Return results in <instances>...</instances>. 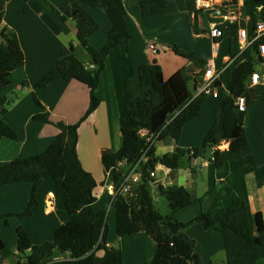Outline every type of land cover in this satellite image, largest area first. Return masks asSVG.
I'll return each instance as SVG.
<instances>
[{"label":"trees","instance_id":"obj_1","mask_svg":"<svg viewBox=\"0 0 264 264\" xmlns=\"http://www.w3.org/2000/svg\"><path fill=\"white\" fill-rule=\"evenodd\" d=\"M24 1V9L27 11L33 0ZM185 2L190 15H197L201 11L197 8V0ZM82 3L102 8L110 19L111 29L106 44L100 50L90 44L89 38L100 28V24L83 4L66 0L57 12L63 21L70 18L75 20V39L62 46L56 66L37 86L45 88L58 79L78 81L90 89L89 108L76 123L55 120L34 93L35 102L42 108L40 113L33 116L34 119L55 125L58 133L44 152L16 158L0 165V186L18 182L32 184L26 208L17 214H0V217L15 215L24 219L33 215L39 206L38 188L44 179L49 178L55 183L57 201L65 206L70 218L55 230L53 240L38 244L33 243L26 229L19 225L16 229L15 251L9 248L0 236V251L5 256H18V260L13 264H125L121 247L106 244L108 210L106 207L100 212L94 210L98 201L96 191L102 185L100 186L95 176L83 167L78 155V141L81 123L100 103L95 91L100 82V74L105 68L106 58L122 39L129 38L127 10L123 0H82ZM237 3L238 0H230L227 5ZM245 5L251 7L254 24L264 17V0H245ZM140 8L144 16L163 15L168 12V1L141 0ZM3 15L1 6L0 23ZM244 25V22L239 21L224 22L220 25L223 31L221 39H231V53L236 57L235 66L227 81L226 90L220 91L221 105L215 109L214 124L208 130L202 148H178L173 154L156 155V143L167 136L178 141L186 123L199 115L205 103L206 94L195 96L193 93L192 83L198 81L194 76H186L183 70H178L166 78L162 66L154 60L142 65L138 74L132 72L125 81V101L120 116L123 144L117 151L103 150L101 161L105 175L111 174L112 179L117 182L131 170L144 153L148 157L147 161L141 164V181L131 193L120 194L113 202L116 231L119 236L143 231L151 237L154 253L144 264H202L200 255L195 250V241L189 236L185 237L186 228L198 220L202 221L206 228L221 233L227 264H258L260 259H264L263 214L258 211L255 218L250 220L243 197L233 199L217 223L209 220L205 213L186 223L172 218L178 211L194 202L200 203L207 197H213L211 209L215 208L220 200L232 195V188L228 184L222 182L220 188L214 184L197 201L193 200L192 193L185 186L159 185L158 192L165 196L169 203L171 212L168 216L162 215L156 209L151 191L153 178L150 177V171H155L157 164L176 170L190 165L194 159L203 157L212 150L210 161L215 168L220 169L230 161L252 155L245 127L248 110L240 111L236 100L244 95L250 109L264 101V87L249 86L251 75L257 71L255 62H262V58L257 56L258 44L238 52V30ZM253 29L252 27L250 31ZM1 37L0 93L11 85L12 73L25 63L24 51L17 33L5 26ZM261 41H264V38ZM78 44L86 50L94 67H88L77 56ZM174 51L202 68L205 66V60H199L195 53L185 52L177 47H174ZM25 84L27 82H24ZM219 85L221 81L218 82ZM0 102L6 103L7 99L0 95ZM143 130L147 133L143 134ZM151 135L153 138L158 135L154 143L149 140ZM2 138L16 140L18 136L7 122L0 120V141ZM224 143H229L227 149L220 148ZM122 163H125L123 167ZM56 252L68 253L69 257L56 259Z\"/></svg>","mask_w":264,"mask_h":264},{"label":"crops","instance_id":"obj_2","mask_svg":"<svg viewBox=\"0 0 264 264\" xmlns=\"http://www.w3.org/2000/svg\"><path fill=\"white\" fill-rule=\"evenodd\" d=\"M65 1L33 0L30 9L25 11L24 0H0V7L4 10L0 26H6L17 33L25 55L24 66L12 73L11 85L0 93L7 99L6 103L0 102V120L7 122L18 136L16 140L1 139L0 165L44 152L58 133L55 125L34 119L33 116L42 111L33 98L34 93L55 120L76 123L89 108L90 89L78 81L58 79L45 88L37 86L56 66L62 46L75 39V20L70 18L63 21L57 12ZM75 1L83 4L82 0ZM123 1L127 10L129 38L122 39L106 58L105 68L100 74V82L95 91L100 103L79 127L78 155L83 167L102 185L96 191L98 201L94 210L100 212L105 207L108 210L106 244L121 247L125 264H144L153 256L154 243L143 231L125 236L117 234L115 211L110 205L111 196L107 192V185L113 179L111 174L105 175L101 161L103 150L117 151L123 144L120 116L125 101V81L132 72L138 74L142 65L154 60L162 66L166 78L183 70L186 76H194L202 81L206 63L212 60L216 68L223 69L220 91H225L235 63L231 60L232 43L229 37L219 40V50L216 54L213 53L209 28L210 23L216 19L215 8L223 6L230 10L249 30L254 23L252 24L253 19L245 0L229 5L227 2L230 0H197V8L201 10L197 15L189 14L185 0H167L168 12L153 16L142 14L141 0ZM83 5L100 24V28L89 38L90 44L100 50L107 42L111 21L102 8ZM150 41L156 44L158 52L148 49ZM78 46L79 44L77 49ZM174 47L195 53L199 60H205V66L202 68L178 55ZM81 60L88 67H94L88 54ZM24 82L27 84L24 85ZM219 99L221 98L206 96L199 115L186 123L181 138L176 141L167 136L158 141L156 155L173 154L178 148H200L214 124L215 109L221 105V101H217ZM245 127L249 143L257 148V151L252 150L251 156L230 161L220 169L215 168L210 161L212 150L207 155L194 159L190 165L176 170L157 164L153 181L158 186H185L196 201L214 184L220 188L225 183L232 188V195L220 200L215 208L211 209L213 197H207L200 203L194 202L178 211L172 218L186 223L205 213L209 220L217 223L232 200L238 197L245 199L250 220L255 218L258 211L262 212L264 218V101L248 109ZM220 147L227 149L229 143ZM154 188L158 192L155 186ZM31 189L32 184L28 182L0 186V214L22 212L30 200ZM55 192L54 181L46 178L38 188L39 206L33 215L24 219L15 215L0 217V236L9 248L14 251L17 248L16 229L19 225L26 229L32 242L38 244L53 240L55 230L68 222L69 213L57 201ZM185 234L195 241V250L200 255L202 264H227L221 233L206 228L198 220L186 228ZM55 256L56 259H65L69 254L56 252ZM17 260L18 256H5L0 251L1 264H13ZM258 264H264V259H260Z\"/></svg>","mask_w":264,"mask_h":264},{"label":"built area","instance_id":"obj_3","mask_svg":"<svg viewBox=\"0 0 264 264\" xmlns=\"http://www.w3.org/2000/svg\"><path fill=\"white\" fill-rule=\"evenodd\" d=\"M215 17L209 28V36L212 39V50L216 54L219 50V40L223 36V31L220 25L224 22H235L238 21V17L234 15L230 10L225 9L223 6L215 8ZM253 31L251 32L247 26H241L238 30V42L239 48L238 52L241 53L245 49L251 47L254 44H258V55L260 58H264V41H261L264 38V17L260 18L253 26ZM148 49L152 52H158L156 44L153 41L148 42ZM236 57L232 56L231 60L235 62ZM223 69L216 68L213 61L209 60L205 70L203 71V80L202 81H193V93L195 96L199 94H206L207 96H213L214 98L220 97L221 85L218 86V82L221 81ZM250 87H264V76L257 71L254 72L249 81ZM236 105L240 111H247V99L244 95L239 96L236 100ZM143 134H146L147 131L143 130ZM158 135L153 138V135L150 137V142L154 143ZM153 138V139H152ZM152 139V140H151ZM151 143V144H152ZM147 156L144 153L141 158L133 165L131 170L121 176V178L115 182L112 180L107 185V192L111 196V207L114 205V200L120 194L131 193L135 186L141 181V164L147 161ZM125 163L121 164L123 167ZM156 176L155 171H150V177L154 178ZM152 186L158 188L156 182L151 183Z\"/></svg>","mask_w":264,"mask_h":264},{"label":"rangeland","instance_id":"obj_4","mask_svg":"<svg viewBox=\"0 0 264 264\" xmlns=\"http://www.w3.org/2000/svg\"><path fill=\"white\" fill-rule=\"evenodd\" d=\"M248 7V10H249V12H250V10H251V7L250 6H247ZM243 12H245L244 10H243ZM252 24H253V21H252ZM4 28V27H3ZM1 26H0V41H1V39H2V37H1V31H2V29H3ZM207 49H208V47H207ZM76 54H77V56L80 58V59H84L85 58V56L87 55V53L85 52V50L79 45L78 46V49H77V51H76ZM263 63H264V59H263ZM262 62H260V61H256L255 62V69L261 74V76H264V64H263ZM218 102H220L221 101V99H219V100H217ZM214 123V122H213ZM247 124V123H246ZM213 125V124H212ZM252 125V124H251ZM246 131H247V129H246ZM204 141V140H203ZM250 144H251V142H250ZM224 145V144H223ZM254 145V144H253ZM252 144H251V147H252V150H254L255 149V151H257V148L255 147L254 148V146H253ZM202 146H203V142H202V145L200 146V148H202ZM221 148V147H220ZM151 191H152V195H153V198H154V202H155V206H156V208L160 211V213L161 214H163V215H168L170 212H171V210H170V207H169V203H168V200H167V198L165 197V196H163V195H160L157 191H156V189L154 188V186H152L151 187ZM97 207V204L95 205V208Z\"/></svg>","mask_w":264,"mask_h":264},{"label":"water","instance_id":"obj_5","mask_svg":"<svg viewBox=\"0 0 264 264\" xmlns=\"http://www.w3.org/2000/svg\"><path fill=\"white\" fill-rule=\"evenodd\" d=\"M185 237H187V235H185Z\"/></svg>","mask_w":264,"mask_h":264},{"label":"clouds","instance_id":"obj_6","mask_svg":"<svg viewBox=\"0 0 264 264\" xmlns=\"http://www.w3.org/2000/svg\"><path fill=\"white\" fill-rule=\"evenodd\" d=\"M257 72V71H256Z\"/></svg>","mask_w":264,"mask_h":264}]
</instances>
